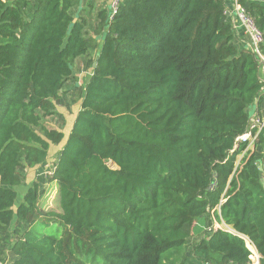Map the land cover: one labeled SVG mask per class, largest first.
I'll return each mask as SVG.
<instances>
[{"label": "trees", "instance_id": "16d2710c", "mask_svg": "<svg viewBox=\"0 0 264 264\" xmlns=\"http://www.w3.org/2000/svg\"><path fill=\"white\" fill-rule=\"evenodd\" d=\"M79 1L0 0V227L28 225L0 263L185 264L205 218L232 229L195 243L206 263L250 264L249 239L264 264V132L255 151L238 140L261 62L237 44L225 0H120L112 18L99 6L105 37L66 136L43 117L96 46ZM239 2L264 35V0ZM62 141L60 210L40 208L38 183L16 206L23 159L43 164Z\"/></svg>", "mask_w": 264, "mask_h": 264}, {"label": "rangeland", "instance_id": "374dc122", "mask_svg": "<svg viewBox=\"0 0 264 264\" xmlns=\"http://www.w3.org/2000/svg\"><path fill=\"white\" fill-rule=\"evenodd\" d=\"M111 1L112 0H109V2ZM82 5L84 4H82L80 0L79 4H77L72 10L73 15L78 19L81 18L83 14ZM92 13L94 12L91 11L89 14ZM86 32L87 34H90V31ZM99 38L100 39L98 40V42H96L95 38L91 39L93 45L94 43H96V48L103 40L101 32ZM87 60L88 59H85L84 57H79L72 62L73 74L64 86L62 103L56 105V108L52 114L43 117V122L47 127L54 129L55 127L59 126L61 124L59 110H67L68 108L70 109L68 112V125L66 127V124L64 122L62 127V130L65 131V134L68 133L70 126L69 118L71 119V115H75V113H77V111L79 110L83 87L92 75L93 66L91 65L90 61ZM65 103L68 104V107L66 108L65 106H62L65 105ZM36 130L41 134L43 133L40 127H37ZM62 144V142L59 144H53L51 149L52 151L50 150L48 159L43 164L30 165L23 159V164L19 168V173L23 179V184L17 188L19 196L17 199L16 206H18V204L21 202L22 196L27 191L29 186H33L35 183H38L40 188L38 204L40 208L45 211L60 210L57 193L58 187L57 183H54L52 180V174ZM255 150L256 144L252 149L249 150V152ZM239 158H241V156H239ZM108 164L111 167H115L113 161H109ZM27 226L28 225L26 223H19L18 220L15 218L9 228L3 229L0 227V247L3 251V256L6 258L7 261L10 262L14 259L15 256L11 250L12 244L16 240V236L22 234L23 231L27 228ZM211 227V225H208V219H202L200 220V222L198 221L195 223L193 235L190 240L191 250L189 254H192L197 257V254L199 252L192 248L196 242H198L202 237L205 236L206 233H209Z\"/></svg>", "mask_w": 264, "mask_h": 264}, {"label": "crops", "instance_id": "0c3cea01", "mask_svg": "<svg viewBox=\"0 0 264 264\" xmlns=\"http://www.w3.org/2000/svg\"><path fill=\"white\" fill-rule=\"evenodd\" d=\"M235 1L236 0H225L226 9H227V15L229 17V20L233 24L234 31H235V39H236L237 44L240 45V46H244V45L250 46L251 38L246 33L245 28L242 26V24L240 23L237 15H236ZM245 1L246 2H253V1H256V0H245ZM101 2H103V3H101ZM108 2H109V0H83V2H82V4H84V5H82V9H83L82 16H84V17H86L88 19V25L86 26V29H85V36L87 38H89L90 40L92 38H95L96 42H98V40L100 39L99 38L100 32H101V35L103 36V40H104L105 34H104V31L103 32L100 31L99 22H98L99 20L96 18V16H97V14H96L97 11L96 10H97V8L99 6H102V7L107 6L109 4ZM91 11H93L94 13L89 14V12H91ZM86 31H90V34H87ZM103 40L99 44V46H97V48L92 46L89 49V53L87 55L81 56V57H84L85 59H88V60L89 59H94L93 67H94V63L96 62V59H97L96 58L97 57V53L99 52V50H100V48L102 46ZM92 73H93V71H92ZM260 79L263 82V86H264V66L260 67ZM83 90H84V87H83ZM263 97H264V92L261 94V97H259L253 103V105H251L249 107L250 115H252L253 113H255L257 111L261 112V113L264 112V99H262ZM80 103H81V101H80ZM62 106H65V108H66V107H68V104L65 103V105H62ZM69 110L70 109H68V108H67V110L66 109L65 110H63V109L59 110L60 111L59 112V117L61 118V120H60L61 124L59 126L55 127L54 129L61 130V131H63L65 133V131L62 130V127H63V123L64 122L66 124V127L68 125V112H69ZM76 114L77 113H75V115H71L72 116L71 119L69 118L70 126H69L68 133H66V136L69 134V132H70V130L72 128V125H73L74 119L76 117ZM62 143H64V141H62ZM52 146L50 147V150L52 149ZM61 149H62V147L60 148V150ZM50 150H49V152H50ZM53 182L56 183L55 181H53ZM57 190H58V188H57ZM202 219H205V218H201L200 220H202ZM200 220H199V222H200ZM214 221H215V219H214ZM214 221H213L212 225L214 224ZM212 231L213 230L211 228L209 233L208 234L206 233L205 236L210 235ZM185 264H209V263H206L203 260V254H201L199 252L197 254V257L192 255V254H189V258L187 259Z\"/></svg>", "mask_w": 264, "mask_h": 264}, {"label": "built area", "instance_id": "2783aa9c", "mask_svg": "<svg viewBox=\"0 0 264 264\" xmlns=\"http://www.w3.org/2000/svg\"><path fill=\"white\" fill-rule=\"evenodd\" d=\"M120 0H112L111 1V18L114 16V14L117 12L118 4ZM235 10L236 15L242 24V26L245 28L246 33L251 38L250 47L253 49V51L258 56L261 66H264V54L261 51V43L264 40L263 32L257 27L255 20L253 17L249 14V12L244 8L238 0L235 1ZM264 92V86L262 88V93ZM264 132V112H255L250 116L249 124L247 126V129L245 133H243L241 136H239L238 140L240 143L247 144V147L244 151L246 153L250 149H252L257 141L259 140L260 134ZM212 230L222 228L226 230H231V227L225 224L224 222H219L218 220L214 221V224L212 225ZM247 240V245L251 251L250 254V264H261V255L256 249V246L251 242V240ZM2 264V263H0Z\"/></svg>", "mask_w": 264, "mask_h": 264}, {"label": "water", "instance_id": "95a60500", "mask_svg": "<svg viewBox=\"0 0 264 264\" xmlns=\"http://www.w3.org/2000/svg\"><path fill=\"white\" fill-rule=\"evenodd\" d=\"M96 64H97V61L94 63V67L96 66Z\"/></svg>", "mask_w": 264, "mask_h": 264}]
</instances>
